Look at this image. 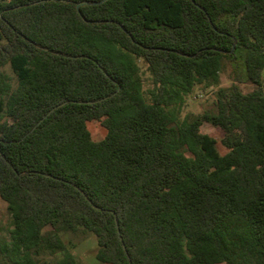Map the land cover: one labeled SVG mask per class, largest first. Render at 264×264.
<instances>
[{
  "label": "trees",
  "instance_id": "obj_1",
  "mask_svg": "<svg viewBox=\"0 0 264 264\" xmlns=\"http://www.w3.org/2000/svg\"><path fill=\"white\" fill-rule=\"evenodd\" d=\"M95 1L0 0L1 252L83 264L63 235L93 234L102 264H264V0Z\"/></svg>",
  "mask_w": 264,
  "mask_h": 264
},
{
  "label": "rangeland",
  "instance_id": "obj_2",
  "mask_svg": "<svg viewBox=\"0 0 264 264\" xmlns=\"http://www.w3.org/2000/svg\"><path fill=\"white\" fill-rule=\"evenodd\" d=\"M231 84V79L227 71L222 72L221 83L213 85L206 89L197 85L193 92L186 97L183 107V115L186 113H201L205 110L216 109V90L219 87H226ZM147 87V85H145ZM241 87L244 91L252 88L249 83H242ZM88 127L95 136H100L105 133V128L100 122L90 121ZM203 131L212 136L215 140V146L220 153H225L226 148L222 143V133L209 123H205L202 127ZM13 228L12 216L8 209L7 203L0 197V264H13L11 260L1 252V246L11 239V229ZM68 248L73 252L83 264H102L96 259V251L98 248L96 236L93 234L74 235L64 234ZM58 253L57 256H59ZM55 256L46 255L40 264H54ZM224 264V263H221Z\"/></svg>",
  "mask_w": 264,
  "mask_h": 264
},
{
  "label": "water",
  "instance_id": "obj_3",
  "mask_svg": "<svg viewBox=\"0 0 264 264\" xmlns=\"http://www.w3.org/2000/svg\"><path fill=\"white\" fill-rule=\"evenodd\" d=\"M105 0H99V1H95V2H93V3H95V4H99V3H102V2H104ZM89 2L88 1H82V2H78L77 4H76V6H77V8H79L82 4H88Z\"/></svg>",
  "mask_w": 264,
  "mask_h": 264
}]
</instances>
